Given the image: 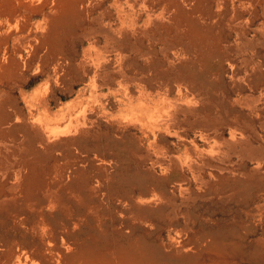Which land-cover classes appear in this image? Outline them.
I'll return each mask as SVG.
<instances>
[{"label":"rangeland","instance_id":"rangeland-1","mask_svg":"<svg viewBox=\"0 0 264 264\" xmlns=\"http://www.w3.org/2000/svg\"><path fill=\"white\" fill-rule=\"evenodd\" d=\"M126 1L0 0V264H264V0Z\"/></svg>","mask_w":264,"mask_h":264},{"label":"bare ground","instance_id":"bare-ground-1","mask_svg":"<svg viewBox=\"0 0 264 264\" xmlns=\"http://www.w3.org/2000/svg\"><path fill=\"white\" fill-rule=\"evenodd\" d=\"M126 3H129L128 5H129V7L130 8H132V7H134L135 6V4L137 3V1H129V0H127L126 1ZM141 5L140 6H143L144 5V2H139ZM138 4V3H137ZM133 9V8H132ZM134 10V9H133ZM134 12V11H133ZM124 15V14H123ZM133 16V15H132ZM131 19V18H130ZM132 21V20H131ZM134 22H136V21H134ZM133 23V22H132ZM123 26V25H122ZM43 223V222H42ZM39 228H40V225H39ZM44 228H46V227H44ZM40 229H43V228H40ZM39 230V229H38ZM44 230V229H43ZM41 232V231H40ZM49 233V232H48ZM40 235V234H39ZM41 236H42V234H41ZM51 239H53V238H51ZM15 244V243H14ZM15 245H17V244H15ZM19 245V244H18ZM15 247V246H14ZM17 249H18V247H17ZM13 250V249H12ZM23 250L24 249H22V252H23ZM20 254H22V253H20ZM25 254V253H24ZM18 255V254H17ZM26 255V254H25ZM25 255H24V258H25ZM28 255L29 254H27V257H26V259L27 258H29L28 257ZM21 256H23V254L21 255ZM21 256H19V257H21ZM18 257V256H17ZM18 257V262H19V260H20V258ZM22 259V258H21ZM26 261V260H25ZM17 262V263H18ZM19 264H21V263H19Z\"/></svg>","mask_w":264,"mask_h":264}]
</instances>
